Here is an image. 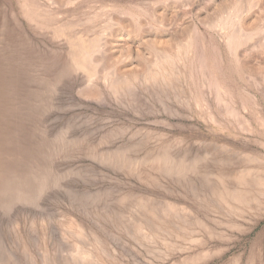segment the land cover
Masks as SVG:
<instances>
[{
  "label": "rangeland",
  "instance_id": "1",
  "mask_svg": "<svg viewBox=\"0 0 264 264\" xmlns=\"http://www.w3.org/2000/svg\"><path fill=\"white\" fill-rule=\"evenodd\" d=\"M127 1L0 0V264H82L83 249L94 257L86 264H264V0L245 24L253 43L239 50L254 82L200 23L238 0H170L163 28L182 36L197 25L216 79L204 87L181 69L165 84L113 92L75 71L82 57L71 50L90 32L105 38L115 20L130 24L123 13L137 7L164 30L151 5L166 0ZM165 39L131 37L107 56L136 65V49L153 55L143 41ZM212 81L229 90L222 102ZM237 191L258 202L237 203Z\"/></svg>",
  "mask_w": 264,
  "mask_h": 264
},
{
  "label": "bare ground",
  "instance_id": "2",
  "mask_svg": "<svg viewBox=\"0 0 264 264\" xmlns=\"http://www.w3.org/2000/svg\"><path fill=\"white\" fill-rule=\"evenodd\" d=\"M45 1H47L49 3V5L58 6V7H62L66 4H72V3L77 2V0H45ZM113 1L118 2L119 0H113ZM169 1L170 0H166L165 3H163V5H160V6H159L160 2H158V1H154V2L152 1L153 4L152 5L150 4L151 5V14H152L151 17H154V19H152V23L156 24V26L159 25V27L162 26V28L164 26H166L163 24L164 23V20H163L164 17L160 16L159 11L163 12L162 14H164V11H166L168 8L170 9L172 7V5L169 4L170 3ZM185 1L189 5L193 4V0H185ZM214 1L215 0H209V2H214ZM134 2H135V0H128L127 1V3L131 5V7L134 4ZM261 2H262V0H246L245 2H241V0L232 1L231 4H229V5L227 3V5H223L224 7L220 6L219 10L218 9H217L218 11L216 10L217 13L213 17H211L210 19L206 18L205 21H200V23L202 22L201 25H203L205 28H207L211 32H213V31L217 32L218 35H220L222 42H224V45L223 44H221V45L224 46L223 48L226 49V53L230 56L231 60L233 62H235L237 64V66H239V68L242 72V74L238 72V75L241 74L243 76V78H246V80H251V78H253L252 77L253 75L251 72L252 69H251V66L249 64L250 58H245L244 55L239 54V50L241 49V47H245L246 45L253 43L252 40H253V37L255 35L254 31L248 32L247 31L248 29L246 30L245 26L248 24V23L246 24V21H247L248 17L250 18L249 14L251 12V9L252 8H256V10L259 9L260 8L259 6H261ZM159 7H161V8H159ZM176 8H178V6ZM172 9L173 8H171L170 10H172ZM170 10H169V12H170ZM137 11H138V15H135L132 11H126V12L124 11L125 13H123V14L128 15V17H129L128 20H129L130 24H128V23L126 24V22L124 23V21L115 20V22L111 23L110 27L108 28L109 31L106 32L107 38L106 37L104 38L102 35L105 33V31H107V29L103 31V33L101 34L102 35L101 38L98 37L99 39H101L103 41L100 42L99 39H96L94 41V38L92 37V34L90 32V35H91L90 38H92V39L87 40L86 43L85 42H81V43L77 42L74 45L71 52L80 53L81 57H82V61H81V63H76L75 61L73 62V64H74L73 67H74L75 71L76 70L77 71L78 70H83V71L86 70L85 72L87 73V76H88L87 78L90 80V82H91V80L103 81L105 84H108L109 88L113 92L118 91L120 89V87L126 88L129 86H132L136 82L142 83L143 85H148V86L165 84V83L169 82L170 77H173V75L175 73H178L181 69H184V71L187 70L188 74H190V76H192V77H193V75H199L200 74V76H202L203 79H204V77L207 79V77H211V76L214 78V75L210 74L213 71H209L211 68V67L209 68V66L211 64L210 65L208 64V62L210 63V61H211L210 57H212V56H209V55H212L211 54L212 53L211 52L212 46L210 48L211 53L208 55L209 58H207L208 57V56H206L207 53L205 54L203 51V48H204L203 44H205L204 42H206V39L204 41V36L200 32L199 27H197V25L194 24L192 26V28L189 31H187V33H185L184 35L176 36L177 34L175 35V33H174L175 31H171V30H175L174 27L172 28V25L170 26L172 28L171 30H170V27H168L169 30L168 29L165 30L163 28L164 30H161V32H160L158 30V28L152 29L153 26L149 27V25L147 23H146L147 25L144 24V22H141L142 18H140V16H142V15L145 16L146 15L145 12H143L140 9V7H137ZM168 16H169V14H168ZM155 17L156 18L158 17V19H156ZM170 20L168 22H170ZM84 23L86 25H88V24H91L92 21L88 20L87 22H84ZM173 25H174V23H173ZM167 26H169V25L167 24ZM90 27H93V25H91ZM253 30H254V28H253ZM258 31H259V28H258ZM149 34H152L153 36L161 35L163 37H166L171 44L167 45L168 43L165 44V42H163V41L160 42L161 40L160 41L150 40V41H146V42L143 41L142 44H143L144 48L153 51L152 57L144 58L142 56L141 52H139L138 49H136V57H137L136 65H134L133 62H131L128 65H118L117 64V66H114V63H113L114 61L107 56V53H109L111 49L117 48L118 43H127L126 41L130 40L131 37H134V39L143 40V39H145V35H149ZM215 38H216V36H215ZM167 39H165V41ZM220 40H219V42H220ZM210 45L211 44H209V47H210ZM263 45H264V43H263ZM127 48L129 50L132 49L130 44H128ZM205 48H207V47L205 46ZM214 51L215 50H213V52ZM218 52H215L214 55H216V53H218ZM243 52H242V54L245 53V52L244 53ZM98 56H100V58L96 59V57H98ZM216 57H218V54ZM219 58L221 60L220 63H222L224 59L220 55V52H219V57L217 58V60ZM207 59H209L210 61ZM218 63H219V61H218ZM218 63H217V65H218ZM235 63H233V64H235ZM251 63H255V62H251ZM258 63H259V61L256 64H258ZM215 64H216V61H215ZM214 67L216 68V65H214ZM218 67H219V65H218ZM87 68H90L89 71L87 70ZM233 68H234V66H233ZM219 69H217L215 72H217ZM257 76H258V74H257ZM195 77H193V78H195ZM196 78H198V77H196ZM255 78H257V77H255ZM255 78H253V79H255ZM214 79H216V78H214ZM251 81H250V83H251ZM202 82L204 83L207 81H205V79H204V81H202ZM252 82H254V81H252ZM88 83H89V81H88ZM219 83H221V82H219ZM219 83H217L216 81H212L213 86H211V87L214 89L213 91L216 93V95H215L217 98L216 101L222 102L221 101L222 100L221 94H223V93H221V91H224L223 90L224 87L222 89L221 88L222 85L220 86ZM255 83H257V82L255 81ZM255 83H254V85H255ZM260 83L264 84V77H263V79H261ZM209 85H210V83H209ZM209 85H207V86H209ZM257 85H259V84H257ZM203 86L205 87L206 84L204 83ZM251 86H252V84H251ZM258 89H260V88L258 87ZM209 90H210V88H209ZM254 90H255V88H254ZM227 91H229V90H226L224 92H227ZM85 92H87V94L91 97L99 96L98 95L99 93H98L96 87H93L89 84L87 85V90ZM214 92H212V93H214ZM260 92H262V91H260ZM260 92L258 94H260ZM245 93L246 92H244V94ZM262 93H264V92H262ZM226 94L229 96L228 93H226ZM247 95H250V94L247 93ZM260 95L262 96L263 94H260ZM251 96L250 97L248 96L249 99L253 98ZM230 98L231 97L229 96V99ZM232 98H234V97H232ZM232 100L234 101V99H232ZM253 100H254V98H253ZM253 100L251 102H253ZM229 101L230 100H228V102ZM233 101H230V102H233ZM254 101H256V100H254ZM247 104H248V102H247ZM249 106H250V104H249ZM252 106L253 105H251L250 107H252ZM231 108H232V110H234V107L231 106ZM245 108H246V106H245ZM249 110H251V109H249ZM249 110H247V111H249ZM237 113H239V112H237ZM237 113H235L236 116H237ZM252 113H249V114L251 115ZM235 114L233 116L230 114L229 116L232 118L235 116ZM239 115H240V113L238 114V116ZM234 119H236V118L234 117ZM256 175L258 176L259 174H256ZM257 176H255V177H257ZM259 176H261V175H259ZM242 177H245V176H242ZM258 177L256 179L257 182L259 184H264V180L261 178H258ZM254 179L255 178L253 177V180ZM239 180H241V179H239ZM244 180L245 179L243 178L242 181H244ZM242 183H245V182H242ZM247 187H249V186H247ZM253 196H254V194H253ZM253 196L248 191H240L239 193L237 191V195L234 196V194H233L231 198L234 197L233 199L237 200V203L238 202H252L253 200L257 201V199ZM156 216H157V214L155 215V217ZM86 250L87 249H85V250L83 249V250L78 252L79 253L78 258H79V261L82 262V264L83 263L86 264V262L89 261L90 259H91L90 262H93V260H92L94 258L93 253L90 251H86ZM88 264H89V262H88Z\"/></svg>",
  "mask_w": 264,
  "mask_h": 264
}]
</instances>
